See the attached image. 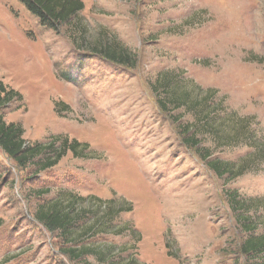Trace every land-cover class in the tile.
<instances>
[{
    "label": "rangeland",
    "instance_id": "obj_1",
    "mask_svg": "<svg viewBox=\"0 0 264 264\" xmlns=\"http://www.w3.org/2000/svg\"><path fill=\"white\" fill-rule=\"evenodd\" d=\"M82 1L83 35L116 36L136 55L134 66L78 49L74 26H48L20 0H0V80L21 94L0 108L4 120L21 124L29 143L61 133L88 144L45 169L47 154L22 168L0 148V264H104L92 255L71 259L58 232L34 216L61 190L85 205L94 195L125 208L112 231L84 241L114 245L106 264H250L240 250L248 232L226 190L253 202L254 232L264 233V162L218 177L182 142L151 86L162 72H183L216 89L226 112L248 117L251 141L264 144V0ZM172 112L182 123L194 119L185 108ZM203 137L221 159L255 150Z\"/></svg>",
    "mask_w": 264,
    "mask_h": 264
},
{
    "label": "trees",
    "instance_id": "obj_2",
    "mask_svg": "<svg viewBox=\"0 0 264 264\" xmlns=\"http://www.w3.org/2000/svg\"><path fill=\"white\" fill-rule=\"evenodd\" d=\"M28 10L38 16L43 24L58 27L60 24L74 26L81 35V41H76V48L84 49L88 53L97 55L111 63L134 66L136 55L114 35H108L104 30L97 36L87 38L86 22L80 17L84 8L82 0H20ZM80 40V38H79ZM173 70L162 72L152 83V89L157 93V105L168 113L170 119L177 123V131L182 142L193 147L206 166L218 177L226 175L235 178L242 175L258 162H264V144L251 141L249 118L238 115L236 112H226L222 103L214 102L217 92L214 88H203L193 80L183 77ZM20 100L21 94L14 88L6 86L0 80V108L12 100ZM59 103V102H58ZM178 108L194 116L193 121L180 122L182 115L173 113ZM224 112V114H221ZM236 122L230 129L226 124ZM24 128L15 122H6L0 112V148L18 166L25 168L28 164L36 163V158L47 154L40 162V169L55 165L68 150L74 155H82L88 147L75 138L69 139L64 134H58L49 142L29 143L23 137ZM208 135L217 145L253 143L255 150L237 160L221 159L212 156V149L203 145ZM57 142H59L57 144ZM39 166V164H38ZM39 169V170H40ZM49 188L38 193L48 192ZM34 195L36 191L32 192ZM227 202L236 215L241 226L248 232L240 245L241 252L248 256L250 264H264V233L254 232V224L250 220L248 211L252 209L253 202L243 199L238 190H226ZM85 197L73 190H61L58 195L49 200H43L36 207L34 216L47 228L58 232L63 239L62 251L71 259L79 260L83 256H95L98 262L106 264L115 256L112 244H92L84 242L97 232H110L113 230L112 219L123 211V206L114 205L113 200H104L98 196H90L89 203L85 205ZM126 209H130V206ZM86 264H92L87 261ZM129 264V263H127Z\"/></svg>",
    "mask_w": 264,
    "mask_h": 264
}]
</instances>
